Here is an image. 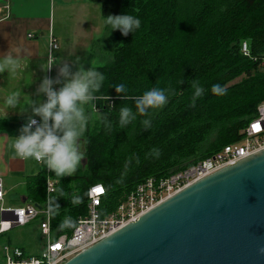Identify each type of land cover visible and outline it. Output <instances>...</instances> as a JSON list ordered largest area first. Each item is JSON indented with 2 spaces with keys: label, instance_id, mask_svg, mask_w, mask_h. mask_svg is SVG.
<instances>
[{
  "label": "trees",
  "instance_id": "1",
  "mask_svg": "<svg viewBox=\"0 0 264 264\" xmlns=\"http://www.w3.org/2000/svg\"><path fill=\"white\" fill-rule=\"evenodd\" d=\"M91 1L100 3L104 17L128 13L141 24L127 36L120 30L111 31L113 50L104 63L92 61L97 59V47L104 45L99 44L103 38L97 40L84 66L104 74L106 79L97 95L108 94L111 99L96 101L95 108L85 106L86 112L98 117L82 137L86 158L77 172L58 177L41 163L38 172L27 178L25 202L39 204L47 198L48 175L56 181L51 197H56L60 209L52 214L54 235H70L78 218L88 213L91 185L101 183L105 187L100 210L107 215L147 178L166 177L239 141L264 101V67L260 63L264 57V0ZM245 41L249 55L242 51ZM192 80L205 89L195 107L190 104ZM118 84H124L132 97L153 87L170 92L167 103L147 117L152 123L149 130L144 129L141 121L145 117L141 116L119 127V107L127 104L133 111L135 107L134 101H123L116 93L113 86ZM214 84L221 85L226 93L213 94ZM100 113L112 121L111 130L105 127ZM24 123L14 126L19 130ZM153 149L160 150L159 157ZM74 197L81 203L71 204ZM66 216L75 220V226L60 229ZM36 223L31 224L35 227Z\"/></svg>",
  "mask_w": 264,
  "mask_h": 264
},
{
  "label": "water",
  "instance_id": "2",
  "mask_svg": "<svg viewBox=\"0 0 264 264\" xmlns=\"http://www.w3.org/2000/svg\"><path fill=\"white\" fill-rule=\"evenodd\" d=\"M262 248L264 149L188 185L63 264H264Z\"/></svg>",
  "mask_w": 264,
  "mask_h": 264
},
{
  "label": "clouds",
  "instance_id": "3",
  "mask_svg": "<svg viewBox=\"0 0 264 264\" xmlns=\"http://www.w3.org/2000/svg\"><path fill=\"white\" fill-rule=\"evenodd\" d=\"M103 17L104 25L110 26L111 30H120L122 35L127 36L140 27L141 21L137 17L128 13ZM55 45L49 41V49ZM56 48V47H55ZM58 49V48H57ZM72 55V52L69 53ZM74 63L77 65L75 71L71 70L68 63H62V58L55 57L49 50L46 66L41 65L43 71H51L54 65L60 64L58 74L55 79L44 76L38 89L37 99L21 107V92L16 91L7 96L5 104L9 109H19V114L24 115L29 112L26 122L19 129V135L14 136L11 148L15 157L21 160H34L46 166L49 172L58 177L73 176L81 162L86 158V153L82 151L81 139L86 131L89 117L86 114L85 106L92 104L96 107V101L100 99L110 100L106 94L97 95L103 87L106 79L104 74L94 67L85 69L80 63V58L76 57ZM22 67L18 57H14L8 52L0 57V74L7 71L15 73ZM27 67V66H24ZM194 93L190 102L195 107L196 100L204 94L205 89L192 80ZM158 83V81H157ZM179 83H182L180 80ZM54 85H60L59 88ZM116 93L123 101H134L135 111L127 104L121 105L118 110V125L124 128L137 116L145 117L141 121L145 130L152 127L150 116L152 110L162 108L168 101L170 92L166 89L153 87L145 91L138 97L127 94L128 90L124 84L113 86ZM211 91L215 95H223L226 90L219 84H214ZM46 99H39L40 95ZM109 107H112L111 105ZM8 113L5 114L7 119ZM39 117V120L36 119ZM100 117L105 127L111 130L112 121L108 115L100 113ZM153 154L160 155L159 149H153ZM81 203L79 198L74 197L71 204ZM60 206L56 203V197H48L49 214H58ZM75 220L66 216L60 223L59 228H72ZM264 253V248L260 249Z\"/></svg>",
  "mask_w": 264,
  "mask_h": 264
},
{
  "label": "crops",
  "instance_id": "4",
  "mask_svg": "<svg viewBox=\"0 0 264 264\" xmlns=\"http://www.w3.org/2000/svg\"><path fill=\"white\" fill-rule=\"evenodd\" d=\"M92 6L98 16L96 24L88 22L93 13L90 11ZM101 23V5L91 0H0V57L11 52L22 65L15 73L5 71L0 74V177L4 180L8 203H15L17 199L25 201L27 178L38 172L39 163L31 159L21 160L14 155L11 142L20 134L14 125L26 122L30 110L21 115L18 108L9 109L5 104L7 96L20 91L21 107H25L32 99L38 98L37 89L45 75L53 79L57 77L60 64L48 72L41 67L46 66L48 59L51 31L59 43L54 56L62 58V63L69 66L76 57H81L80 63L85 66L92 56L93 39L97 41L103 37L105 30ZM30 33L34 37H30ZM39 99L46 97L41 94Z\"/></svg>",
  "mask_w": 264,
  "mask_h": 264
},
{
  "label": "built area",
  "instance_id": "5",
  "mask_svg": "<svg viewBox=\"0 0 264 264\" xmlns=\"http://www.w3.org/2000/svg\"><path fill=\"white\" fill-rule=\"evenodd\" d=\"M29 36L34 37L32 33ZM49 40L56 47L49 49L54 55L59 43L52 31ZM242 51L245 55L250 54L247 41L243 42ZM260 61L264 67V57ZM242 134L239 141L227 144L220 151L166 177L147 178L126 196L115 211L107 215H103L100 210L106 194L105 187L101 183L91 185L87 191L88 213L78 218L70 235H54L51 228L52 214L48 212V197L56 191L54 179L48 175L47 198L43 204L38 203L41 205L39 208L34 202L8 203L4 180L0 177V235L34 221H37L35 228L39 231L36 252L28 253L19 244L3 243L0 245V261L3 264H63L124 225L136 221L195 181L261 151L264 149V101L259 103L255 117L242 130ZM97 189L102 191L97 192Z\"/></svg>",
  "mask_w": 264,
  "mask_h": 264
},
{
  "label": "rangeland",
  "instance_id": "6",
  "mask_svg": "<svg viewBox=\"0 0 264 264\" xmlns=\"http://www.w3.org/2000/svg\"><path fill=\"white\" fill-rule=\"evenodd\" d=\"M95 7L92 6V9L90 11H92L93 13L89 16V20L88 22H91L93 24L97 23L96 18L98 16H96V12H95ZM98 19V18H97ZM100 26V23H99ZM101 26L103 28V39L101 41V43L99 44H104L103 47H100V49H98L97 47V54L95 57H97V59L95 58L94 60H92L93 62H106V60L108 59L109 54L111 53V51L113 50V48L111 46L114 45L113 43H110L111 41H114V38L112 37V33H111V28L110 26H105L104 23H101ZM94 44L96 43L95 38L93 39ZM93 47V45H92ZM96 50V49H95ZM80 58V62H81V57ZM105 60H101L104 59ZM83 60V59H82ZM97 60V61H96ZM87 62V61H86ZM71 70L75 71L77 68V65L74 63V61L70 64ZM86 114L89 117L88 120V124H87V128L88 126L94 121L95 118H97L98 116L96 115V113L94 112H86ZM86 128V129H87ZM82 140V139H81ZM82 151H83V147H82ZM83 162V161H82ZM21 195V194H20ZM11 243V244H21L23 245L26 249L27 252H36L37 251V235H36V228L31 224L26 225V226H20V227H16L6 233H4V236L2 238V242L0 243ZM0 264H3V261H0Z\"/></svg>",
  "mask_w": 264,
  "mask_h": 264
},
{
  "label": "snow or ice",
  "instance_id": "7",
  "mask_svg": "<svg viewBox=\"0 0 264 264\" xmlns=\"http://www.w3.org/2000/svg\"><path fill=\"white\" fill-rule=\"evenodd\" d=\"M100 191H102L101 189H97V192H100Z\"/></svg>",
  "mask_w": 264,
  "mask_h": 264
}]
</instances>
